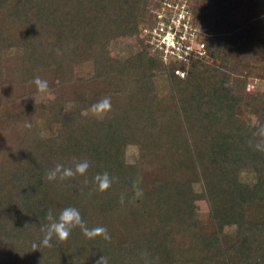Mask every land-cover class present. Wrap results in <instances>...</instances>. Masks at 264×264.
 <instances>
[{"label":"trees","instance_id":"16d2710c","mask_svg":"<svg viewBox=\"0 0 264 264\" xmlns=\"http://www.w3.org/2000/svg\"><path fill=\"white\" fill-rule=\"evenodd\" d=\"M149 1L0 0V264H95L101 255L108 264H264V151L253 146L264 90H244L247 78L264 81V0H248L240 21L237 0H195L189 12L214 61L191 62L184 77L175 72L180 61L164 64L139 38L122 61L107 54L109 40L150 22ZM12 49L18 54L4 58ZM84 62L90 74L75 76ZM158 74L164 94L155 90ZM35 76H52L46 92L63 94L34 101L46 93ZM105 96L111 110L94 112ZM82 160L85 174L47 179L56 164ZM241 168L252 182L240 180ZM104 171L115 180L99 191L93 177ZM69 206L111 239L76 226L66 240L40 245L48 209L58 216Z\"/></svg>","mask_w":264,"mask_h":264},{"label":"rangeland","instance_id":"374dc122","mask_svg":"<svg viewBox=\"0 0 264 264\" xmlns=\"http://www.w3.org/2000/svg\"><path fill=\"white\" fill-rule=\"evenodd\" d=\"M164 1H173V2H184L187 4L188 7H192L193 5H195V0H150L149 4L147 6V14L151 16L150 22L147 24H144V22H140L137 26V29L135 28H129L128 31H125L121 34H119V36L117 35L116 37L112 38L111 40H109L108 42V46H107V54L110 55L112 58H114L116 60V62H120L123 59L127 58L128 56H130L131 54L137 52L140 49L139 46V42H138V38L140 40L143 41V44H145L146 46V51L149 55L151 56H156L159 57L161 59V61L166 64L169 63V61H180L181 62V66L182 69H178L176 72L177 75H179L180 77H184L185 74H187V72H189L191 69L190 63L191 62H196V63H203V64H210L212 63L214 60L211 57V55L209 54V51L206 47L205 41L203 39V37L206 35V33L204 31L201 30L200 28V24L197 23V21L195 22L192 19V13L190 12V17H191V24L196 28V39L198 41H202L204 43L205 49H206V54L204 57H202L201 59L198 58H189L187 61H181V60H174L171 57L166 58V60H163L161 57V54L159 51L157 50H152L150 44L147 42V30L150 29V27L154 24V15L155 13L160 9V7L163 5L162 2ZM239 2L236 10L234 11V17L236 18V20L240 21L243 20L245 18V8L244 6H246V4L248 3V0H237V3ZM195 44L193 43V46ZM18 50L16 49H12L8 52H4L3 56L4 58L9 55H16L18 54ZM200 68V72L201 73H208L209 71H207V69H205L203 66H198ZM92 70L91 67V63L89 62H84V63H77L74 66V72H75V76L79 77V76H87L90 74ZM45 79L48 81L49 85H53V83H56L55 79L52 76H48L45 77ZM155 90L159 93V94H164V92L166 91V83H165V76H163L162 74H158L155 78ZM77 87V85H76ZM244 90L246 92V94H255L259 91H263L264 90V81L258 79V78H247L246 79V83L244 85ZM63 94V90L62 88H58L55 87L53 90L46 92L42 95H38L35 97L34 101H47L48 99L54 97L55 95H60ZM240 114L241 116H243L245 118V120L249 123L252 124L255 121V117L249 113V111L246 108H241L240 110ZM36 118L38 120V122L40 124H44L45 126L46 124H48V120L46 118V116L42 115L40 112H38V114L36 115ZM44 127V126H43ZM137 156V151L134 147H129L127 149V153H126V159L128 161H133ZM239 178L241 181L243 182H252L254 180V174L252 171L247 170L245 168H241L239 169ZM194 206V210L197 213L198 216V220L200 223H205V221L207 220V207L204 201L199 200V201H195L193 203ZM226 231H231L232 226H227L225 227Z\"/></svg>","mask_w":264,"mask_h":264},{"label":"clouds","instance_id":"9594fccd","mask_svg":"<svg viewBox=\"0 0 264 264\" xmlns=\"http://www.w3.org/2000/svg\"><path fill=\"white\" fill-rule=\"evenodd\" d=\"M38 91L46 92L49 89V84L46 79H42L39 76H35L33 80ZM111 98L108 96L103 97L92 105V110L98 114H104L111 110ZM256 135L260 138L255 141L254 148L258 151H264V125H260ZM89 168V162L87 160L79 161L73 167H65L62 164H56L54 168H51L47 172L48 180H63L65 178L73 177L77 174L83 175ZM115 180V177L110 176L107 171L103 173H97L93 177V182L99 191H105L109 189ZM139 182H133V188L135 195L139 196L142 194V189L138 186ZM125 201L124 194H121L120 202L123 204ZM46 219L47 224L41 226V232L43 233L40 245L45 247H52L53 237L55 236L58 240H66L73 228L79 226L84 235L88 238H94L96 236H102L105 240L111 239L108 229L104 226H96L89 228L86 226L85 221L81 217V213L76 207H65L63 208L58 216L53 214L51 208L48 209ZM33 247H38L33 245ZM95 264H108V258L104 255L99 256L95 261Z\"/></svg>","mask_w":264,"mask_h":264},{"label":"built area","instance_id":"2783aa9c","mask_svg":"<svg viewBox=\"0 0 264 264\" xmlns=\"http://www.w3.org/2000/svg\"><path fill=\"white\" fill-rule=\"evenodd\" d=\"M162 4L154 15V24L147 30V42L152 50L159 51L163 60L171 57L187 61L204 57V43L196 39V28L191 24L185 1H164Z\"/></svg>","mask_w":264,"mask_h":264}]
</instances>
